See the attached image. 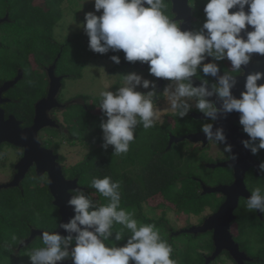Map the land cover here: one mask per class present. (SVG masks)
<instances>
[{
	"label": "clouds",
	"instance_id": "obj_1",
	"mask_svg": "<svg viewBox=\"0 0 264 264\" xmlns=\"http://www.w3.org/2000/svg\"><path fill=\"white\" fill-rule=\"evenodd\" d=\"M169 2L93 0L95 11L86 12L81 25L89 37V49L99 54L123 50L126 61L146 63L150 76L168 81L162 95L181 119L193 108L213 122L239 113V124L248 137L241 144L258 155L264 150V70L245 73V68L254 54L264 57V0H205V20L199 30L184 29L182 18L165 14ZM110 59L121 62L118 55ZM225 59L230 71L221 74L217 62ZM233 72L244 76L239 97L232 91L238 84ZM209 76L214 82L206 79ZM157 79L129 72L122 75V85L115 91L105 85L99 92V109L106 117L100 122L102 149L112 146V154L127 153L138 125L147 130L161 120L160 110L154 108V100L161 96ZM213 96L219 104L210 99ZM201 131L208 141L224 145L223 152L233 164L238 160L223 126L214 129L213 123H204ZM257 168L264 174V160ZM91 187L108 202L100 204L80 189L69 193L66 206L73 214L58 226L67 234L42 231L43 246L28 253L30 264H58L69 258L72 264H177L156 225L138 222L120 206L119 181L107 175L93 177ZM246 206L264 214V189H252ZM117 224L130 232L126 239L114 232Z\"/></svg>",
	"mask_w": 264,
	"mask_h": 264
},
{
	"label": "trees",
	"instance_id": "obj_2",
	"mask_svg": "<svg viewBox=\"0 0 264 264\" xmlns=\"http://www.w3.org/2000/svg\"><path fill=\"white\" fill-rule=\"evenodd\" d=\"M0 0V9L6 4L9 15L3 27L9 33L11 46L17 59L21 60L24 72L23 79L12 90L13 97L23 98L27 107V120L30 122L33 112L32 103L45 94V76H39L37 66H46L55 62V74H63L66 78H80L85 65L84 56L90 55L113 62L110 57L118 55L121 62H113L112 69L127 70L137 66L139 61L128 62L124 59L123 50L99 54L89 49V37L84 33L67 36L63 41H57L53 36V28L61 19L62 3L65 0ZM171 17L169 5L164 10ZM83 39V41H82ZM14 70V69H12ZM82 103H71L61 113H67L69 108L76 107L73 117H63L67 129L63 136L72 143L85 144L91 141V148L86 155L74 164H66L64 155L59 154L62 171L66 178L77 179V185L82 187L86 195L100 204L107 199L91 187L93 177L110 176L113 181L120 182L121 204L126 211L134 214V218L142 223H154L161 238L172 248L171 258L177 264H203L206 256L214 249L210 231L202 234L183 233L191 237L182 241L183 247H178L180 237H169V229L173 226L167 217V211L184 214H200L205 208L216 211L223 201V196L217 193H202L201 183L215 186L229 184L233 180L229 167L208 168L203 162L212 161L205 155L196 157L194 154L181 157L180 149L183 142L173 144L167 149L168 132L181 135L194 129V123L189 117L180 118L173 112L165 113L161 121L154 127L145 130L138 125L134 141L129 151L121 159H116L111 148L105 151L101 148V119H105L99 109L100 96L80 94ZM13 106V105H12ZM167 118L174 120L173 125L165 123ZM65 120V121H64ZM53 137L60 133L56 128L48 127ZM44 146L51 147L59 153L58 142L48 141ZM123 165L130 167L129 170ZM253 177L252 184H248ZM244 182L251 191L263 186L264 174L249 176L245 174ZM70 192H73L71 190ZM53 197L48 188L46 173L38 175L32 166L17 186L0 188V262L9 257L10 264L18 255L15 249L24 241L32 229L54 231L58 228L60 214L53 204ZM144 206L160 210L158 216L144 213ZM205 217H203L200 221ZM190 225H186L188 227ZM121 232L127 238L130 232L122 225H115L114 232ZM230 232L239 249L253 258L255 264H264V223L255 211H249L246 199L240 197L234 210V219L230 224ZM16 239L13 240L12 237ZM115 242V241H113ZM124 241L116 242L122 244ZM18 264H30L28 253L42 247V239L35 236L30 242L21 245ZM222 255L231 258L228 252ZM232 259V258H231ZM13 262V263H12Z\"/></svg>",
	"mask_w": 264,
	"mask_h": 264
},
{
	"label": "water",
	"instance_id": "obj_3",
	"mask_svg": "<svg viewBox=\"0 0 264 264\" xmlns=\"http://www.w3.org/2000/svg\"><path fill=\"white\" fill-rule=\"evenodd\" d=\"M183 1L184 5L182 7L185 10V13H176L175 19L182 18L183 28L190 29L189 7L186 5V0ZM173 11H176L175 6L173 7ZM249 29L251 30V28ZM140 66L146 67L148 65L146 63H142ZM256 66H258L260 70H264V57L256 61V65L253 67L255 68ZM54 67L55 62L49 66L51 83L48 93L43 99L36 103L35 117L33 123L30 126L22 129L14 121L8 120L4 123L0 111V140L7 141L8 143L21 147L24 150L23 156L15 164L16 172L14 177L10 182L0 184V188L17 186L20 180L27 173L28 169L31 166H34L35 172L38 175H43L44 173L47 174L48 188L53 197L52 202L57 207L58 213L61 217L59 222H67L68 218L73 213L71 208L66 206V200L69 198V193H71V190L81 189L82 187L77 185L76 178L67 179L64 176L62 167L57 161L58 155L55 154L52 149L43 147L37 139V132L39 130L46 127H52L54 124V121L48 116V109L50 107L59 105L56 100V94L59 90V87L61 86L62 78L54 76ZM16 80L17 79L15 78L12 81L4 83L0 90L14 84ZM158 80L161 82V79ZM243 84L244 76L238 83L240 90L243 89ZM235 93L236 92L233 91V94ZM237 93L240 95V92ZM210 99H212V97ZM216 101L217 100H214V102ZM217 104H219V101ZM196 116L206 118L201 114ZM231 119L232 117L229 114L226 118L221 117L213 124L214 129L217 126H223L227 135V142L232 144L233 152L238 154V160L233 164L228 158L223 162L208 164L207 167H231L233 170V182L231 184H219L216 186L202 184V193L217 192L224 197V200L219 205L217 210L206 216L200 224L190 225L189 227L181 230L182 232L191 233L194 235L206 233L208 231L211 232L214 249L208 256H206L203 264H209L218 255H220L222 251L228 252L236 264H250L246 262L249 257L245 254V252L239 249L238 244L234 241L230 232V224L234 219V210L238 205L239 198L242 197L247 200L248 196L250 195L244 183L245 172L251 165L256 166L257 163L253 161L248 150H246L241 144V140L244 139V136L236 132L237 128L232 126L233 124ZM198 137L202 138L203 145L205 146L208 140L205 138V134L201 133L186 135L184 137L178 138L172 137L169 141L168 147H170L173 142L183 141L184 139H187L191 142H196ZM257 214L259 216L262 215L258 211ZM56 230L60 231L62 235L67 234L59 227ZM42 231L43 230L32 229L30 235L24 241H22L20 245L30 242L35 236L41 237ZM58 264H72V261L69 258L63 262H58Z\"/></svg>",
	"mask_w": 264,
	"mask_h": 264
},
{
	"label": "flooded vegetation",
	"instance_id": "obj_4",
	"mask_svg": "<svg viewBox=\"0 0 264 264\" xmlns=\"http://www.w3.org/2000/svg\"><path fill=\"white\" fill-rule=\"evenodd\" d=\"M39 2L41 3V0ZM183 2H184L183 0H171V2L168 3L169 11L171 13V17L170 18L175 19L176 13H179V14H184L185 13V10L182 7L184 5ZM6 4H4L5 6H3L0 9V88L6 82L12 81L15 78L17 80H16V82L14 84L10 85L9 87L0 90V111H1L2 120L4 121V123L7 122L8 120L9 121H14L20 128L23 129V128H26V127L30 126L33 123V120H34V117H35V113H36V103L38 101H40L41 99H43L48 93V90H49V87H50V83H51L50 74H49V66L51 64H53L54 62L51 63V64H48L46 66H42L41 65V66H37L36 67L38 69V71H39V76H41V77L45 76V87H44L45 94L42 95V96H39L32 103L33 112H32L31 117H30L31 120H30V122H28V120H27V118H28V116H27V107H25L26 106L25 100H23V98H19L18 99L16 97H13V93H12V90L13 91L16 90V84L23 79L24 72H23V69L21 67V63L22 62H21L20 59H17V56L14 54L15 52L12 49V46L10 44L11 43V39H10L9 33L3 27V23L9 20L8 19L9 10L6 7L7 6ZM204 4H205V0H186V5L189 7L188 10L190 12V29L199 30L201 28V26H202V24H203V22L205 20V14H204V11H203ZM174 6L176 8V11H173V7ZM177 19H180V18H177ZM261 58L262 57L254 54L253 58H252V62L245 68V73L251 72V71H255V70H260L258 66H256L255 68L253 66H255L256 65V61L258 59H261ZM217 63L219 64V67H220V70H221V74H223L224 71H230L231 65H230V62L228 60L225 59V60L219 61ZM140 64H142V63L141 62L138 63L136 67L135 66H131V68H129V69L146 70L148 72V66L141 67ZM12 69H14V70H12ZM53 74H54L55 77H61L62 78L61 79V86L59 87V90L57 91V94H56V100L59 103V105L50 107L47 112H48V116L54 121L53 128H56L60 132V134L63 135V133L67 132V129H66L64 123H63V116H62L61 113L64 111L65 107L69 106L71 103H77V102L82 103L83 101L78 96L77 98H79L80 101H75V99H76L75 98L73 102H70V103L68 102V104L66 102V104L64 105L63 104L64 101L61 99L62 97H60L59 94H60V92L63 89V82H64L66 77L63 74H55V72ZM231 74L234 75V76H237L238 83H239V81L242 80L243 76L240 75L239 73L233 72ZM200 75L203 76V73L200 72ZM206 79H208L210 81V83L214 82V78H212L210 76L206 77ZM193 80L196 83L200 82L196 77H193ZM167 83H168V81H166V80L161 79V82H159V80L157 79V84H158L157 91L161 92V96H160V99L154 100V108L159 106L161 104V101L165 99L163 97V95H162V91H163V89H164V87H165V85ZM258 83H260V82H258ZM232 90L234 92H236L234 95L239 97V93H237V92H240L241 90H240L238 84H237V87L232 89ZM161 98H162V100H161ZM211 100L214 101V100H217V98L215 96H213ZM216 102H218V101H216ZM170 112H172V111H166L165 113H170ZM199 114L204 115L203 113H200L195 108H193L189 112V114L186 116V117H189L191 120L197 121L196 123H194V129L193 130H190V131H188V132H186L184 134H181V135H174L171 132H168L167 149L171 148L173 144L175 145V144L183 142V146L180 149L181 157H184L185 155L187 156V155H189L191 153L194 154L196 157L205 155L208 159L212 160V161H208V162H203V165L205 167H207L208 164L219 163V162L226 161L229 158V154L223 152V148H224L223 144H218L217 145L218 147H223L222 148L223 155L221 157H218V158H212L210 156V154L208 153V151H209L211 145L215 144V143L212 142V141H207L206 145L204 146L201 137H198L196 142H191V141H188L187 139H184L183 141L173 142L171 144V146L168 147L169 141H170V139L172 137L178 138V137H184L186 135L201 134V133H203L201 131V125L202 124H204V123H214L213 121H211L208 118L197 117L196 115H199ZM230 116L232 117V119H231L232 120V124H233L232 126L237 128L236 132L239 133V134H242L244 136V139H247L248 138L247 134L243 132L242 126L239 124V113L232 112L230 114ZM165 123L167 125H173L175 122H174V120L172 118H167ZM47 134H49L48 127L43 128V129H41V130H39L37 132V139H38L39 143L43 147L52 149L53 152H54L53 148L44 146V144L45 145L48 144V141H51V140H48L46 137H44V135H47ZM51 137H53V136L51 135ZM5 148L11 150V152L13 154V159L11 161V166L9 168V170H10V172H9V176H10L9 180L6 181V182H1L0 184L7 183V182H10L12 180V178L14 177V174L16 172L15 164L23 156V151H24L23 148H21V147L15 146V145H13L11 143H8L7 141H4V140H0V159L2 157H4V156L6 157ZM58 152H59V149H58ZM54 153L58 155V159H59V154L60 153H56V152H54ZM249 154L252 157L253 161L257 163V165L259 164V162L261 160H264V150H261L258 153V155H256V156H253L250 152H249ZM58 159H57V161L59 162ZM60 165L62 167L63 164L60 163ZM257 165L256 166L251 165L246 170L245 174L249 173V176H251V175L252 176L253 175L254 176L255 175L259 176V175H261L259 173V171H258ZM208 168H210V167H208ZM229 168L232 170L231 167H229ZM29 169H28V171H29ZM34 170H35V167H34ZM232 175H233V170H232ZM252 179H253V177H249V179H248V184L249 185L252 184L251 183ZM232 182H233V180H232ZM231 183H229V184H231ZM202 184L208 185V184H205V183L202 182L201 183V192H202ZM245 186H246V184H245ZM263 187H264V184H263ZM246 188H247V186H246ZM247 190L249 191V193L251 192L248 188H247ZM214 193H217V192H214ZM217 194L221 195L220 193H217ZM223 200H224V197H223ZM255 212L257 214V211H255ZM258 217L264 223V214H262L261 216L258 215ZM185 228H187V227L186 226H184L182 228H174L173 227L172 230L169 229V237H176V238L179 237V236L181 237L182 234L184 233L181 230H183ZM21 247L22 246L20 245L19 248L17 247L15 249V251H16V253L18 255L15 257L14 263L12 262L13 264H18V261H19V259L21 257V255H19V250H20ZM246 262H248L250 264H255L253 258H251V257H249V259L246 260ZM0 264H10V258L9 257L4 258L0 262Z\"/></svg>",
	"mask_w": 264,
	"mask_h": 264
},
{
	"label": "rangeland",
	"instance_id": "obj_5",
	"mask_svg": "<svg viewBox=\"0 0 264 264\" xmlns=\"http://www.w3.org/2000/svg\"><path fill=\"white\" fill-rule=\"evenodd\" d=\"M89 11H95L93 0H65L62 3V16L61 19L53 28V36L57 41H63L67 36H71L76 33L84 34L83 27L81 26L84 22V14ZM102 11V10H101ZM100 13H97L99 15ZM83 41V39H82ZM85 65L82 68V75L80 78H65L63 82V89L59 96L64 101V105L68 102L80 101L77 98L80 94L89 96H99V92L104 89L105 85L109 86V90L115 91L116 88L122 85V75L129 72H136L141 74L147 79H156L149 75L146 70H135L122 68L112 69L113 62L102 59L99 57H94L90 55L84 56ZM139 91L146 92L148 90L143 88H138ZM68 100V101H67ZM162 100V98H161ZM62 106V105H61ZM64 107V106H63ZM156 109L161 112V120L164 117L166 111H171L166 99L161 101V104L156 107ZM76 107L69 108V111L64 112L63 117L66 116L73 117ZM106 119V117H105ZM160 120V121H161ZM65 121V120H64ZM103 134V133H102ZM48 140H53V142H58L59 153L64 155L66 158V164H74L81 160L86 153L91 148V141L85 144L72 143L67 141L66 138L60 133L54 138L51 135H44ZM111 152H113L112 146H110ZM223 147H218L217 144H212L208 153L212 158H218L223 155ZM192 152V151H191ZM6 157L0 159V183L9 180V168L11 166V161L13 159V154L10 149L5 148ZM124 154L115 155V158L121 159ZM123 168L129 170L130 167L123 165ZM252 183V182H251ZM259 187V186H258ZM264 189L263 186H260ZM153 208V207H152ZM150 206H144V213L151 216H158L160 213L159 209H152ZM213 212L209 208H205L200 214H184L182 212L167 211V217L170 224L174 228H182L186 225H198L203 217H206ZM191 237L181 236L177 241L178 247H183L184 243L182 241L189 240ZM216 259V258H215ZM214 259V260H215ZM211 264H236L231 258L226 255H222L218 260L212 262Z\"/></svg>",
	"mask_w": 264,
	"mask_h": 264
}]
</instances>
